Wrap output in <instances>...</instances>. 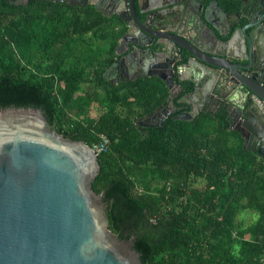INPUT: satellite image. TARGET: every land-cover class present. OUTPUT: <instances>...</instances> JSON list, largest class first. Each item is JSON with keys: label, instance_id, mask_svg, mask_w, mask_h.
Masks as SVG:
<instances>
[{"label": "trees", "instance_id": "1", "mask_svg": "<svg viewBox=\"0 0 264 264\" xmlns=\"http://www.w3.org/2000/svg\"><path fill=\"white\" fill-rule=\"evenodd\" d=\"M34 2L0 0V108L40 107L50 127L89 145L101 133L109 137L92 187L110 229L120 239L134 236L144 264H264V156L241 141L230 145L239 135L224 117H169L160 126H139L142 110L168 103L164 83L151 77L112 86L104 78L108 60L92 53L104 36L95 24L62 6ZM89 30L93 38L86 39ZM84 53L89 66L98 64L91 74ZM90 75L94 88L85 90ZM92 101L104 110L89 125ZM159 180L162 186H153ZM242 209L258 218L239 228Z\"/></svg>", "mask_w": 264, "mask_h": 264}, {"label": "water", "instance_id": "2", "mask_svg": "<svg viewBox=\"0 0 264 264\" xmlns=\"http://www.w3.org/2000/svg\"><path fill=\"white\" fill-rule=\"evenodd\" d=\"M186 9L175 12L168 21H194L195 12ZM207 10L203 16L198 12V18L210 35L192 29V36L173 33L168 42L157 44L167 53L175 52L184 66L216 67L230 76H240L228 59L224 64L210 58L216 57L209 52L210 37L218 36L206 22ZM257 23L242 28L249 66L260 55L257 40L264 42V23ZM186 51L191 55L188 59ZM158 57V52H150L149 58ZM152 75L173 88V68L166 76ZM251 80L243 85L264 107V79ZM201 86L195 85L196 89ZM243 114L247 120L249 111ZM246 149L255 150L251 146ZM98 156L89 144L66 138L50 127L40 107L0 108V264H144L134 247V236L120 239L109 227L102 196L92 187L100 170Z\"/></svg>", "mask_w": 264, "mask_h": 264}, {"label": "flooded vegetation", "instance_id": "3", "mask_svg": "<svg viewBox=\"0 0 264 264\" xmlns=\"http://www.w3.org/2000/svg\"><path fill=\"white\" fill-rule=\"evenodd\" d=\"M10 1L19 5L30 0ZM34 3L62 6L77 13L79 21L95 24L94 28L104 35L97 38L96 45L101 44L99 53L104 55L105 61L108 60L104 78L112 86H127L139 78L151 77L164 83L169 92L168 103L153 110H142L137 115L139 126H160L169 117L194 121L206 116L210 122L224 117L228 120L229 131L239 135L240 140L234 138L237 142L255 148L252 152L264 156V107L243 85V82L252 83V77L264 79V42L262 38L257 40L256 50L260 55L251 66L246 60L249 51L242 45V28L257 23L264 15V0H35ZM185 9L195 12L196 22L177 24L174 18L168 21L175 12ZM206 9L209 18L206 22L218 36L210 37L212 49L209 48V52L216 56L210 58L224 64H227L224 59H228L240 71V76H230L216 67L184 66L175 52L167 53L163 45L157 44L158 41L168 42L173 33L192 36V29L210 35L198 18V12L201 11L203 16ZM260 23H264V18L257 26L262 25ZM85 34L92 35V31L84 33V37ZM153 51L158 52L157 59L149 58ZM190 56L186 51L185 59ZM170 68H173L175 81L172 89L162 79L149 76L151 72L166 76ZM192 77L195 81L191 80ZM204 81L209 82L201 86ZM196 84L201 88L196 89ZM244 111H249L247 120Z\"/></svg>", "mask_w": 264, "mask_h": 264}, {"label": "rangeland", "instance_id": "4", "mask_svg": "<svg viewBox=\"0 0 264 264\" xmlns=\"http://www.w3.org/2000/svg\"><path fill=\"white\" fill-rule=\"evenodd\" d=\"M88 37L93 38V36L91 34H87L86 35V39ZM85 45L84 44H81L80 46H78V49H79L78 51L80 53H83L82 52V49L85 47ZM86 47H87V45H86ZM86 47H85V49H86ZM87 51L89 52V49H87ZM92 53H98L99 54V49H93L92 50ZM84 55H85V53L82 54V57H83L82 63H85L86 64V66H87L86 71L87 72L90 71V74H91V69H93V68L94 69H97L98 68V64H97L96 59H95L94 60L95 61L94 65L93 66H89L88 63H89L90 60L88 58L85 59L84 58ZM92 78H93V76L90 75L89 79L86 80V84L84 85V88L83 89H85V90H87V89L88 90H91L92 88H94V85L92 84V81H91ZM62 84L63 83H61V85ZM99 92H100V90H99ZM78 94L87 96L86 93L84 92V90H80L78 92ZM103 110H104V107L101 106L98 103V101H92L91 104H90V106H89V113H88L87 121L85 123L86 124H89V125L91 123H93L97 119V117L103 112ZM126 112L127 111L125 109H122V113L123 114H125ZM73 120L74 119L71 117V120L68 121V122H71V121L73 122ZM236 143H237V140H235L233 138H232V141L229 142L230 145H234ZM163 183L164 182L161 181V180L155 181V182H153V186H156V187L162 186ZM195 183L198 184V183H201V181L199 179H197V181ZM257 218H258V213L255 210H253V209H242L240 211V213L236 217V222H237L238 227L239 228H242V227H244L246 225H249V224L255 222L257 220ZM237 230H238V228H237ZM236 233H237V231L235 230V233H234L235 237H237V234ZM235 248H236V250L239 249V243H236Z\"/></svg>", "mask_w": 264, "mask_h": 264}, {"label": "built area", "instance_id": "5", "mask_svg": "<svg viewBox=\"0 0 264 264\" xmlns=\"http://www.w3.org/2000/svg\"><path fill=\"white\" fill-rule=\"evenodd\" d=\"M110 145V139L109 137L104 134L101 133L99 135V141L95 142L93 145H90L98 154H100L101 152L106 151V149L109 147Z\"/></svg>", "mask_w": 264, "mask_h": 264}]
</instances>
